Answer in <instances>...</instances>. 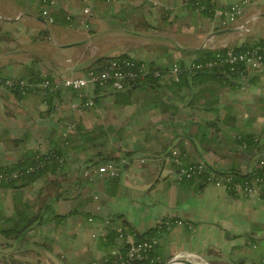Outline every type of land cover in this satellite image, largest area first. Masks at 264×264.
Returning <instances> with one entry per match:
<instances>
[{
  "label": "crops",
  "instance_id": "0c3cea01",
  "mask_svg": "<svg viewBox=\"0 0 264 264\" xmlns=\"http://www.w3.org/2000/svg\"><path fill=\"white\" fill-rule=\"evenodd\" d=\"M219 1L230 4L235 0ZM109 2L0 0V76L37 80L84 74L96 58L109 56L114 45H118L116 54L166 64L178 59L189 62L195 49L206 44L243 46L264 39L262 0H250L240 16L242 21L260 10L251 30L243 34L236 23L224 24L219 16L195 8V0ZM87 5L92 6L94 15L84 27L81 20ZM130 5L141 10L132 12ZM46 7L54 21L43 13ZM108 11L112 17L105 13ZM68 12L75 21L66 19ZM129 15L136 19L127 21ZM138 17L152 22L145 25ZM110 18L116 24L108 25ZM163 19L171 25L159 23ZM93 93L91 89L89 97L93 98ZM54 94L49 105L41 90L21 97L0 88V167L16 162L29 149L49 150L54 140L73 133L74 121H82L87 128L103 124L121 131L118 145L123 153L115 152L121 157L117 162L120 174L92 180L85 177L88 182L72 187L71 196L81 193L82 197L53 204L54 212L69 216L32 230L26 243L11 240L7 245L0 235V258L13 260L7 264H114L104 261L108 252L98 230L123 226L124 222L130 231L158 238V262L166 264L177 255L198 254L207 264H264L263 194L235 195L225 187L180 178L179 168L165 162L168 154L179 148L183 166L203 161L221 169L236 164L245 168V147L226 140L237 132L221 122L228 112L236 115L241 130L257 134L264 155V64L246 67L238 84L224 87L218 109L212 112L197 106L166 114L152 106L146 91L138 90L129 105L115 103L111 95L102 92L95 106L86 110L74 108L82 100L81 92L60 88ZM194 118L211 121L207 137L200 131L205 123L193 125ZM93 152L72 155L78 156L71 165L74 180L79 168L84 173L97 171L89 161ZM42 186L43 181L38 180L26 188V199L35 202ZM14 198V191L0 188V225L16 214ZM176 220L183 223L165 224Z\"/></svg>",
  "mask_w": 264,
  "mask_h": 264
},
{
  "label": "trees",
  "instance_id": "16d2710c",
  "mask_svg": "<svg viewBox=\"0 0 264 264\" xmlns=\"http://www.w3.org/2000/svg\"><path fill=\"white\" fill-rule=\"evenodd\" d=\"M205 3V7L201 12L212 15L213 12L209 10V0H195ZM196 8V6H195ZM260 39L258 41H262ZM257 43V42H256ZM255 43V44H256ZM254 45H243L239 47H247ZM218 48L199 47L195 49L197 58L199 60H206L215 56ZM131 55V54H130ZM126 53L100 56L96 58L86 68V72L90 69H101L103 64L109 61L111 58H117L122 56H130ZM177 61L182 66L186 61L178 59ZM172 63H159L155 60L148 61L151 72L147 74L141 80L132 81L131 84L125 85L123 90H105L99 86H95L94 90V105L95 101L98 102L100 94L106 93L107 96L114 95V102L121 105H129L134 101L135 91H146L148 98L151 99V104L154 108H159L161 112L166 114L179 113L184 108H196L202 107L207 112H212L214 109H218V105L221 102L220 93L224 87H232L234 84H238L241 79L244 78L246 73V67H243V71L226 72L217 68L213 69H197V70H182L178 74V79L174 76L162 77V75H155V70L160 69L163 73L172 69ZM50 77V76H48ZM45 77V78H48ZM22 79V77H18ZM44 77H38L37 80H30L39 82ZM31 89L30 91H34ZM39 90V89H38ZM48 90L44 94V101L49 105L52 104L51 100L55 96V92ZM74 90V89H73ZM14 93L23 97L19 90H12ZM40 91V90H39ZM78 91V90H76ZM92 106V107H93ZM90 107V108H92ZM225 109L229 110L228 105ZM237 117L233 113L228 112V115L222 119V124L230 127V130H236L234 137H227V141L233 144H237L245 147L243 157L247 160V168H242L240 164L231 165L227 169H221L212 165H207L210 170L217 171L222 175H231L235 181L251 180L255 175L261 173L264 167L259 166V160L264 159V155H261V146L258 143V136L255 133L241 130L236 125ZM202 122L203 136L207 125H211V121L207 119L196 120L192 119V124H198ZM207 123V124H206ZM73 133L68 137H60L58 140H54L49 150L43 151L39 148H32L23 153V155L14 163L9 164L6 167H0V170L15 171L18 172V177L9 179V181L0 183V188L6 190H12L15 192L14 205L15 215L6 219L2 225H0V235L5 238L7 245L11 240L24 241L30 236L32 230L41 226H46L52 222L59 223L61 220L69 216L61 215L54 212V202L57 200H72V197H82L81 193L76 196H71L74 192L72 187L81 184L83 181L88 182L85 178V173L79 168L77 179H73V173H71V165L77 162V157L72 155H80L84 152L94 151L93 155L89 159L93 166L98 169L101 165L106 163H115L121 158L120 155H115L116 151L123 153V148L118 145V141H122L119 137L120 130L113 125H94L91 128H87L82 121H74ZM213 124V123H212ZM202 128V127H201ZM200 129V127H199ZM207 137V136H206ZM15 141V140H14ZM62 160V161H61ZM34 168V169H30ZM86 179V180H85ZM192 180H199L201 183H206V175L195 176L190 178ZM42 180L43 186L39 189L36 201L26 199L24 190L33 185L36 181ZM70 186V187H69ZM88 200H85L87 202ZM32 212L35 214L32 215ZM73 213V212H72ZM71 214V213H70ZM85 215H90L85 213ZM114 219H112V222ZM125 233L128 235L133 232L126 227V222L123 224ZM107 236L101 238V244L103 248L108 252L105 260L106 263H112L115 261V255L112 250L117 246L116 236L117 232L115 227H108ZM146 233L140 235L141 237H147ZM123 248L121 247V251ZM16 260V259H15ZM7 261L11 262L12 259ZM115 264V263H114ZM135 264H150L145 261H136ZM156 264H165V262H156ZM238 264H245L239 262Z\"/></svg>",
  "mask_w": 264,
  "mask_h": 264
},
{
  "label": "built area",
  "instance_id": "2783aa9c",
  "mask_svg": "<svg viewBox=\"0 0 264 264\" xmlns=\"http://www.w3.org/2000/svg\"><path fill=\"white\" fill-rule=\"evenodd\" d=\"M55 0H43L44 3H53ZM108 1V0H107ZM195 6L198 10H203L207 5L200 1H195ZM250 0H235L230 4L220 3L219 0H209V10L214 15L219 16L220 21L224 24L236 23V28L240 34L251 30L250 24L256 19L260 10L254 11L248 18L240 21L239 18L246 11ZM43 13L49 16L50 21H54V16L46 7ZM94 15L91 5H87L84 9V17L81 20V25L88 27L89 19ZM66 19L69 22L75 21L72 12H68ZM204 47L218 48L215 56L206 60H199L197 54L192 56V60L185 62L182 66L177 61L173 62L172 69L163 73L162 70H155V75H162V77L174 76L178 79V74L182 70H197V69H213L217 68L226 72L243 71V67L258 68L264 64V40L257 41L254 46L239 47L231 45L228 42L220 46H212L206 44ZM151 72L147 60L137 58L136 56H122L111 58L103 64L101 69H90L88 72L80 75H71L63 79H56L53 77L44 78L39 82H33L24 79L1 77L0 88L19 90L22 95L26 96L31 89H39L46 94L48 90H55L60 88H71L81 92V102L76 104L74 108L86 110L94 105V100L89 97V91L95 86H99L105 90H123L125 85L131 84L132 81L141 80ZM233 138L234 135H233ZM62 161V160H61ZM169 164H175L179 169L177 172L180 178H194L195 176L206 175V183L214 186L225 187L230 193L235 195L253 196L262 193L264 196V170L255 175L251 180L235 181L231 175H222L217 171H212L203 161L192 163L188 166H183L182 152L179 148H174L165 159ZM259 166L264 167V159L259 160ZM247 168V166H245ZM34 169V168H30ZM120 170L115 163H106L101 165L97 171L86 172L85 177L89 180L95 179L97 176H118ZM18 177V172L0 170V183L9 181ZM93 221V218L90 219ZM176 223H183L182 220L174 222L167 221L165 224L171 225ZM117 232L116 242L117 246L113 251L115 255V264H135L136 261H145L150 264L158 262V256H155V248L158 244L157 237H141L137 232H131L128 235L125 233L123 226L115 227ZM99 236L105 238L107 236V229L100 227ZM121 247L123 250L121 251ZM195 261L201 260L200 255H185ZM108 260V258H106ZM203 261V260H202ZM264 262V260H263ZM93 264H97L94 261Z\"/></svg>",
  "mask_w": 264,
  "mask_h": 264
},
{
  "label": "rangeland",
  "instance_id": "374dc122",
  "mask_svg": "<svg viewBox=\"0 0 264 264\" xmlns=\"http://www.w3.org/2000/svg\"><path fill=\"white\" fill-rule=\"evenodd\" d=\"M117 1V0H116ZM100 5H101V3L100 2H98ZM114 5L115 4V0H111V2H109L108 3V5ZM262 5L264 6V0H262ZM102 6V5H101ZM138 8V9H137ZM132 10V12H133V10L134 9H136V10H138V11H140L141 10V8H139L138 6L137 7H134V6H132V5H130L129 6V8H128V10ZM107 15H109V17H112L113 15H111V13H110V11H108V12H105ZM123 15H124V13H123ZM132 18H134V16H131ZM130 15L129 16H127L126 17V20L128 21L130 18ZM115 18H116V16H115ZM178 18H180V16H178ZM134 19H136V17L134 18ZM138 19H139V21H141V22H144V24L145 25H148L147 23H150V22H152V20H151V18L150 19H148V20H146L145 19V17L144 18H139L138 17ZM177 19V18H176ZM123 20H124V17H123ZM130 21V20H129ZM109 23H114V21L110 18L108 21H107V24L109 25ZM159 23H167L166 25L167 26H170L171 25V23H170V21L168 22V21H166V20H160V22ZM114 24H116V23H114ZM143 30H147V28H143ZM113 45V44H112ZM116 52H118V45H114V47H112V50L111 51H109V54L110 55H115L116 54ZM113 98H114V95L112 94L111 95ZM30 237V236H29ZM29 237H27L25 240H24V243H26L27 241H28V239H29ZM2 249V248H1ZM185 257V256H184ZM185 258H187V257H185ZM7 260L8 259H6V258H0V263L2 264H7ZM192 260V259H191ZM202 260V259H201ZM198 261V260H197ZM196 261V262H197ZM195 262V261H194ZM17 264H21V262L20 261H18V262H16Z\"/></svg>",
  "mask_w": 264,
  "mask_h": 264
},
{
  "label": "water",
  "instance_id": "95a60500",
  "mask_svg": "<svg viewBox=\"0 0 264 264\" xmlns=\"http://www.w3.org/2000/svg\"><path fill=\"white\" fill-rule=\"evenodd\" d=\"M177 262H181V263H184V264H199L198 261L194 262L191 259L185 258L184 256H180V255H177L176 257H173L166 264H174V263H177Z\"/></svg>",
  "mask_w": 264,
  "mask_h": 264
},
{
  "label": "bare ground",
  "instance_id": "6f19581e",
  "mask_svg": "<svg viewBox=\"0 0 264 264\" xmlns=\"http://www.w3.org/2000/svg\"><path fill=\"white\" fill-rule=\"evenodd\" d=\"M192 261H195V260L192 259ZM198 262H199V264H207L205 261H202V260H198ZM174 264H184V263L177 262V263H174Z\"/></svg>",
  "mask_w": 264,
  "mask_h": 264
}]
</instances>
